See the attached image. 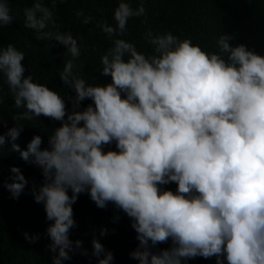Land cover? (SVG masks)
Masks as SVG:
<instances>
[{"label": "clouds", "instance_id": "clouds-1", "mask_svg": "<svg viewBox=\"0 0 264 264\" xmlns=\"http://www.w3.org/2000/svg\"><path fill=\"white\" fill-rule=\"evenodd\" d=\"M145 11L142 3L133 9L129 0H120L115 27H98L118 37L130 18ZM25 17L37 40H53L71 57L59 74L74 94L66 101L25 76L23 51L0 44V80L14 107L23 109L12 116L13 127L0 132V156L10 145L9 151L41 170L42 183L33 182L30 191L50 222L51 264L71 260L69 253L88 256L81 240L69 238L78 227L73 205L81 194L97 208L111 204L130 219L138 244L129 256L139 264H184L197 257L264 264V55L233 45V35H220L219 51L210 52L191 38L149 32L152 54L112 39L100 58L101 75L110 81L87 84L72 71L81 55L78 41L59 31L53 12L37 0ZM12 20L6 0H0V28ZM49 23L55 31H43ZM86 100L91 103L82 108ZM41 117L60 126L47 135V147L34 135L22 150L21 122ZM0 126L6 127L2 118ZM171 183L175 191L164 187ZM28 184L18 167H10L2 181L14 200ZM107 231L102 228L100 237ZM24 238L35 243L39 235ZM169 242L167 249L157 247ZM91 245L98 264H112L113 253L95 235Z\"/></svg>", "mask_w": 264, "mask_h": 264}, {"label": "trees", "instance_id": "trees-1", "mask_svg": "<svg viewBox=\"0 0 264 264\" xmlns=\"http://www.w3.org/2000/svg\"><path fill=\"white\" fill-rule=\"evenodd\" d=\"M13 17L10 25L0 28V44H13L25 53L22 62L26 69L25 76L32 75L35 82L46 84L56 90L68 101L74 95L70 87L60 81V72L66 62L71 59L65 55L66 49L53 40H37L34 29L25 27V9L31 8L37 0H6ZM53 14L55 23L60 26V32H69L78 41L81 55L74 61L73 74L83 78L87 84H102L110 78L101 75V56L112 46V39L119 38L133 43L137 50L150 55L154 45L150 44L151 37L171 32L180 39L191 38L194 44H199L206 51H219L217 40L220 35H233V45L244 44L256 53L264 55V0H129L133 9L142 3L145 14L128 20L126 31L118 37H108L99 23L107 22L115 27L114 9L120 0H41ZM83 15L78 16L77 13ZM42 14L37 13V18ZM88 19V23L84 20ZM43 31H55L51 23ZM54 45V46H53ZM80 65H83L81 68ZM0 94L4 102L0 105V118L6 127L0 126V132H6L14 126L12 116L23 109H16L8 94V86L0 80ZM91 101H84L82 108ZM71 110V105H68ZM25 130L17 143L26 150L27 143L34 135H40L47 147V138L51 129L59 127V122L41 117L40 120L22 121ZM6 145L0 156V264H51L52 253L47 245L51 243L46 235L49 221L43 205L37 204L31 195V185L42 183L41 170L23 161L19 153L9 151ZM108 150V149H106ZM111 150H115L112 145ZM10 167L20 168L29 181L19 199H11L10 193L2 187V181L10 175ZM11 182V181H8ZM167 190L175 191L177 185L171 183L164 186ZM69 195L71 193L69 192ZM74 219L78 227L70 232L72 241L81 240L82 247L88 256L73 255L71 260L63 264H98L92 256L91 240L95 235L106 251L114 256L112 264H139L130 258L138 241L136 233L131 228L130 219L123 213L117 212L113 205L106 209L97 208L87 194L79 195L73 205ZM119 220H115L116 216ZM107 229V234L100 237V230ZM39 235L35 243H29L24 238ZM159 249H167L168 244H160ZM103 258V257H101ZM184 264H216L215 257L204 259L197 257ZM224 264H227L225 260Z\"/></svg>", "mask_w": 264, "mask_h": 264}]
</instances>
